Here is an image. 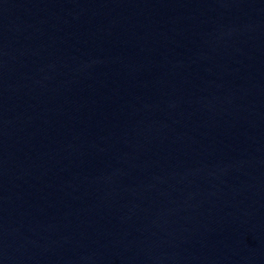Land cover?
Masks as SVG:
<instances>
[{"label":"water","instance_id":"95a60500","mask_svg":"<svg viewBox=\"0 0 264 264\" xmlns=\"http://www.w3.org/2000/svg\"><path fill=\"white\" fill-rule=\"evenodd\" d=\"M0 264H264V0H0Z\"/></svg>","mask_w":264,"mask_h":264}]
</instances>
